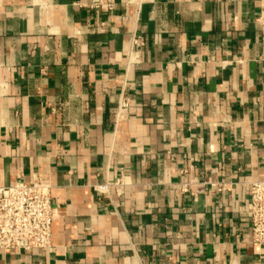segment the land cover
Returning <instances> with one entry per match:
<instances>
[{
    "label": "crops",
    "instance_id": "0c3cea01",
    "mask_svg": "<svg viewBox=\"0 0 264 264\" xmlns=\"http://www.w3.org/2000/svg\"><path fill=\"white\" fill-rule=\"evenodd\" d=\"M262 1L0 0V187L55 208L51 247L0 264H264Z\"/></svg>",
    "mask_w": 264,
    "mask_h": 264
},
{
    "label": "built area",
    "instance_id": "2783aa9c",
    "mask_svg": "<svg viewBox=\"0 0 264 264\" xmlns=\"http://www.w3.org/2000/svg\"><path fill=\"white\" fill-rule=\"evenodd\" d=\"M259 32L260 53L258 60L264 62V1L260 3L256 19ZM135 44H140L134 40ZM127 100H120L115 121L128 110ZM125 185L123 176L106 181L94 189L101 195L112 190L120 194ZM195 187L201 192V185L194 182L183 184L182 192ZM248 215L250 242L264 249V179L249 183ZM55 208L51 201V186L40 177H33L28 183L16 182L0 187V250L21 253L32 250L45 251L52 244V222Z\"/></svg>",
    "mask_w": 264,
    "mask_h": 264
}]
</instances>
